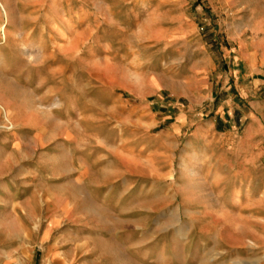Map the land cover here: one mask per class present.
Segmentation results:
<instances>
[{
	"label": "rangeland",
	"instance_id": "obj_1",
	"mask_svg": "<svg viewBox=\"0 0 264 264\" xmlns=\"http://www.w3.org/2000/svg\"><path fill=\"white\" fill-rule=\"evenodd\" d=\"M8 4L7 27L25 38L0 45L5 57L30 59L24 51H34L30 69L47 79L43 84L64 92L69 106L83 93L86 123L105 125L115 115L114 92L165 102L173 117L157 116L150 132L182 123L174 178H143L165 194L149 215L160 214L149 234L163 239L164 264H264V0ZM147 114L137 106L117 116L131 121V136L146 137L136 127ZM196 131L215 155L183 166L181 153ZM225 191L226 217L219 208Z\"/></svg>",
	"mask_w": 264,
	"mask_h": 264
},
{
	"label": "crops",
	"instance_id": "obj_2",
	"mask_svg": "<svg viewBox=\"0 0 264 264\" xmlns=\"http://www.w3.org/2000/svg\"><path fill=\"white\" fill-rule=\"evenodd\" d=\"M2 1L9 11L11 0ZM4 36L0 29V45L24 38L10 26ZM0 50V264H164V241L149 234L160 214L149 215L165 194L143 178H174L182 123L150 132L161 122L157 116L173 117L165 102L141 94L133 102L115 92L109 107L115 115L105 125L86 123L82 92L69 106L64 92L31 72L35 58L9 60ZM137 106L148 113L136 127L146 137L131 136V121L117 116ZM174 113L186 120L185 112ZM203 134L192 135L183 166L212 160Z\"/></svg>",
	"mask_w": 264,
	"mask_h": 264
},
{
	"label": "bare ground",
	"instance_id": "obj_3",
	"mask_svg": "<svg viewBox=\"0 0 264 264\" xmlns=\"http://www.w3.org/2000/svg\"><path fill=\"white\" fill-rule=\"evenodd\" d=\"M0 5H1V11H2V15H3V20H4V22L2 23V24H0V29L1 30H3V33H4V38L7 40V37H6V32H7V29H6V27H7V25L11 22V17H10V14H9V11L7 10V8H6V5H5V3L2 1V0H0ZM25 36V35H24ZM23 36V37H24ZM25 38V37H24ZM28 38V37H27ZM41 46H43L42 44H37V47H39L38 49H37V51H38V54L41 52ZM34 46H32V48H33ZM26 48H27V46H26ZM1 51V50H0ZM33 52L34 51H32V50H27L26 49V51H24V53L28 56V57H30V58H32L31 56H33ZM23 53V54H24Z\"/></svg>",
	"mask_w": 264,
	"mask_h": 264
}]
</instances>
